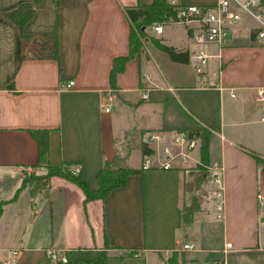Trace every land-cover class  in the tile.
<instances>
[{
	"label": "crops",
	"instance_id": "1",
	"mask_svg": "<svg viewBox=\"0 0 264 264\" xmlns=\"http://www.w3.org/2000/svg\"><path fill=\"white\" fill-rule=\"evenodd\" d=\"M25 1L35 0H0V202L13 197L28 168L47 169L39 165L31 129L48 128L50 162L80 163L82 178L96 189L103 161L119 151L120 133L163 132V143L176 149L174 130L204 125L211 131V161L223 165L224 216L212 191L194 220L181 224L190 180L183 167L131 164L143 171L86 204L76 182L54 175L43 190L27 184L4 204L0 261L108 245L109 264H169L174 251L186 264H264V162L254 156L264 157V99L258 98L264 45L256 38L257 21L246 16L225 49L223 88L198 80L190 57L173 60L154 42L127 61L113 84V60L130 49L125 7L153 0H39L23 36L4 12ZM169 25L156 37L188 51L189 32L182 44ZM109 90L114 101L107 111L101 103ZM188 243L193 248L183 249Z\"/></svg>",
	"mask_w": 264,
	"mask_h": 264
},
{
	"label": "built area",
	"instance_id": "2",
	"mask_svg": "<svg viewBox=\"0 0 264 264\" xmlns=\"http://www.w3.org/2000/svg\"><path fill=\"white\" fill-rule=\"evenodd\" d=\"M176 5L175 12L169 13L164 19L153 24L156 33H162L166 24H185L188 27L190 44L188 53L190 60L195 61V71L200 81L205 85H220L223 88L222 77L225 67V49L231 45L236 29L246 16L257 21L256 38L261 45H264V3L261 0H216L213 3H180L178 0H171ZM74 80L67 82L72 86ZM147 93H143L146 97ZM105 100L101 103L105 110L113 107L114 94L112 90L104 93ZM258 98L264 99V87L258 89ZM264 119V117H263ZM150 139L156 140L158 144L167 140V134L163 132H151ZM201 136L189 129H176L172 133V143L176 149L166 144L154 148V152L146 155L144 167L159 165L164 169L183 167L189 171V165L200 163L195 151L199 148ZM213 172V179L218 184L215 190L219 198L217 209L219 218H223L224 192H223V165L218 159H214L205 165ZM71 169L75 173L82 171L80 163H74ZM262 198V194H259ZM194 245L184 244L183 249H192ZM232 243L226 244L230 249ZM49 258L55 259L54 251H48ZM60 258V257H59ZM61 259L66 262V257ZM3 264H12L6 260ZM215 264H224L216 262Z\"/></svg>",
	"mask_w": 264,
	"mask_h": 264
},
{
	"label": "trees",
	"instance_id": "3",
	"mask_svg": "<svg viewBox=\"0 0 264 264\" xmlns=\"http://www.w3.org/2000/svg\"><path fill=\"white\" fill-rule=\"evenodd\" d=\"M35 1H25L17 6L8 9L4 12V15L9 20L15 22L21 32V35L26 36L24 33V26L26 22L33 16L36 10ZM176 5L171 0H153L150 3L135 5H128L125 7V11L131 20V31L129 35L130 49L127 54L118 55L113 60V66L110 72L111 82L116 83V76L118 72L124 70L128 60L133 58L138 52L141 51L143 46V39L146 36V28L149 25L164 19L169 13L175 12ZM155 44L166 51L173 60L188 62L189 53L186 50H180L174 45L167 44L162 41L161 38H154ZM55 56L58 58V50L56 47ZM192 132L198 133L201 136V142L199 146V154L201 162L205 165L211 162L209 142L211 131L204 125L198 128L189 129ZM31 133L39 144V165L47 167L45 173L33 175L28 177L25 175L21 186L18 187L13 197L10 199H4L0 202V215L3 211L4 204L14 201L18 197L19 192L27 185L35 183L33 185V192H38L46 188L50 182V178L54 175H60L76 182L85 193V204L92 201L95 198H106L111 194L114 188L126 185L130 174L142 172L143 167H133L127 161L126 158L120 155L117 151L116 155L112 159L106 158L103 161L102 167L98 172L99 187L91 189L86 181L82 178L81 172L75 173L72 171L71 166L74 162L64 161L62 163H51L49 160V129L48 128H36L31 129ZM141 150L144 155H148L154 152V148L151 147L148 141H144L141 144ZM258 162H264V157L254 153ZM201 183V182H200ZM200 186H198V189ZM191 205L187 206L185 203L180 212L181 224H189L195 218V213L201 208V201L197 194L192 196ZM109 246L102 249H90V248H77L70 249L64 252L67 259L64 262L61 257L56 261V264H109ZM169 264H186L184 254L179 251H174L168 259ZM1 264V263H0ZM45 264H51L48 261Z\"/></svg>",
	"mask_w": 264,
	"mask_h": 264
},
{
	"label": "rangeland",
	"instance_id": "4",
	"mask_svg": "<svg viewBox=\"0 0 264 264\" xmlns=\"http://www.w3.org/2000/svg\"><path fill=\"white\" fill-rule=\"evenodd\" d=\"M256 21V20H255ZM257 23V22H256ZM171 31L175 37V39L178 42H181L182 44L187 42L188 39V27L185 24H172L168 26V31ZM185 34L187 38H185ZM157 36V33L153 29V25H149L146 28V36L143 39V48L147 49L148 44L150 42H154V38ZM155 43V42H154ZM190 67H194L195 69V61L191 59L189 62ZM198 80H201L200 77ZM144 141H148L149 145L151 143H157L156 140L150 139V134L145 135L142 134V132L138 129H133L125 135V133L119 134V153L120 155H123L122 157L126 158V161L131 164H140L142 161L145 160L146 155L142 153L141 150V144ZM161 148L163 149L165 146V143L160 144ZM196 153L198 154L199 148L196 149ZM200 157V154H198ZM189 174H190V180L187 183V189H186V199L185 203L187 206L191 205V201L194 196V194H197L199 197L201 203L203 204L205 202V198L209 196V194H212V191L215 193V190L218 187V184L213 179V172L205 166L202 162L200 163H192L189 165ZM47 169L41 170L38 167H31L27 169L26 175L28 177H31L33 175L45 173ZM201 182V183H200ZM33 185L35 186V183L33 182ZM198 186L200 188L198 189ZM216 196V194H215ZM54 251V250H52ZM56 254L55 259H50L49 254H45V252H29L26 255L19 257L18 264H39V263H46L48 260L51 264H56V261L59 259V257H62L65 251H54ZM65 256V255H64ZM2 258H6V255H4ZM11 260V259H9ZM16 260V259H15ZM1 264H3V261H0Z\"/></svg>",
	"mask_w": 264,
	"mask_h": 264
}]
</instances>
